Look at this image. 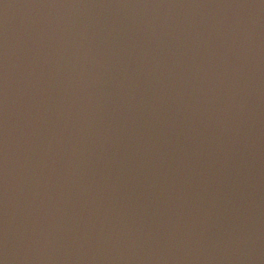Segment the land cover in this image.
Segmentation results:
<instances>
[{"label": "water", "instance_id": "obj_1", "mask_svg": "<svg viewBox=\"0 0 264 264\" xmlns=\"http://www.w3.org/2000/svg\"><path fill=\"white\" fill-rule=\"evenodd\" d=\"M0 264H264V0H0Z\"/></svg>", "mask_w": 264, "mask_h": 264}]
</instances>
